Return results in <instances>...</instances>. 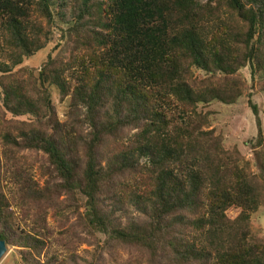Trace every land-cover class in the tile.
I'll list each match as a JSON object with an SVG mask.
<instances>
[{"label": "trees", "instance_id": "1", "mask_svg": "<svg viewBox=\"0 0 264 264\" xmlns=\"http://www.w3.org/2000/svg\"><path fill=\"white\" fill-rule=\"evenodd\" d=\"M56 17L70 25L68 62L48 60L29 77V96L8 78L46 47ZM245 67L264 78V0H0L2 104L15 118L33 117L17 136L0 135V239L20 248L23 264H40L44 241L16 236L5 170L28 201L78 203L80 243L98 257L119 247L147 264H264V242L250 239L260 178L199 111L234 105ZM49 88L71 96L68 122ZM250 108L264 172V128ZM21 151L46 158L44 189L16 164Z\"/></svg>", "mask_w": 264, "mask_h": 264}, {"label": "rangeland", "instance_id": "2", "mask_svg": "<svg viewBox=\"0 0 264 264\" xmlns=\"http://www.w3.org/2000/svg\"><path fill=\"white\" fill-rule=\"evenodd\" d=\"M37 23L42 22L38 19ZM69 28L70 25L63 24L56 17L51 32L52 36H50L46 47L34 56L25 59L20 66L13 68L12 75L8 78L10 82L20 83L23 86L21 89L31 96L27 92L31 86L29 80L31 75L38 74L48 60L68 62V52H70L72 44ZM237 73L236 77L243 82L245 90L237 102L231 106L213 103L208 107H200L199 111L211 116L210 125L206 130L212 131L216 137L222 138L226 150H238L244 158L242 165L246 168L247 173L260 178L263 196L259 208L250 216V239H253L254 242H264V172L259 167L255 150L252 147L258 129L256 118L250 108V103L257 106L264 128V78L260 74L252 75L249 67L240 69ZM21 80L24 82L21 83ZM1 91L0 86V135L3 132H10L17 136L18 128L26 129L28 124L31 125L33 122V117L31 118V115L13 117L3 107ZM49 91L59 121L61 123L68 122L67 113L72 103L71 96L61 98L53 88H49ZM132 134L133 132L128 136ZM1 161L4 165L2 157ZM15 162L27 171V174L38 184L40 189H44L46 184L52 181L49 175L51 170L42 153L21 151L15 154ZM8 175L7 177L5 170H2V187L14 212L15 221L20 228L17 230L16 236L24 231L30 236H36L44 241L45 247L41 256L36 258L40 264H48L49 261H52L53 264H88L91 261H94V264H147L142 255L134 252V249L131 248L118 247L116 252L108 257H106V253L98 257L95 254L94 246L80 243L81 227L77 223L81 213L78 215L76 211H79L78 203L75 204L66 195H60L58 199L55 197L49 205L28 201L20 188L12 183V175ZM52 205L60 206L61 209H52ZM43 211L46 212L42 213ZM227 214L234 217L236 213L229 210ZM103 243L104 239H101L99 245L102 247ZM22 256L20 248L7 246V253L0 264H23Z\"/></svg>", "mask_w": 264, "mask_h": 264}, {"label": "water", "instance_id": "3", "mask_svg": "<svg viewBox=\"0 0 264 264\" xmlns=\"http://www.w3.org/2000/svg\"><path fill=\"white\" fill-rule=\"evenodd\" d=\"M6 253H7V244L4 240L0 239V261L2 260V258L5 256Z\"/></svg>", "mask_w": 264, "mask_h": 264}]
</instances>
